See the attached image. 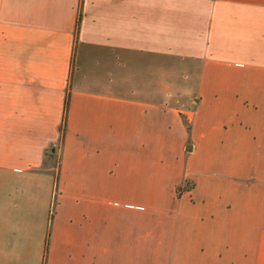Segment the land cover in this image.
Returning <instances> with one entry per match:
<instances>
[{
	"label": "crops",
	"instance_id": "1",
	"mask_svg": "<svg viewBox=\"0 0 264 264\" xmlns=\"http://www.w3.org/2000/svg\"><path fill=\"white\" fill-rule=\"evenodd\" d=\"M0 264H264V0H0Z\"/></svg>",
	"mask_w": 264,
	"mask_h": 264
},
{
	"label": "trees",
	"instance_id": "2",
	"mask_svg": "<svg viewBox=\"0 0 264 264\" xmlns=\"http://www.w3.org/2000/svg\"><path fill=\"white\" fill-rule=\"evenodd\" d=\"M78 22H79V13L76 17L75 21V28L77 30L78 27ZM68 97H69V91L66 89L65 94H64V99H63V105H62V125L64 124L65 121V116H66V110H67V105H68ZM186 126H188L186 124ZM60 137H62V132L60 134ZM191 186V183L188 180H185L182 184H179L175 187L176 194H180L181 191L184 189H187ZM45 249H46V241H45Z\"/></svg>",
	"mask_w": 264,
	"mask_h": 264
},
{
	"label": "rangeland",
	"instance_id": "3",
	"mask_svg": "<svg viewBox=\"0 0 264 264\" xmlns=\"http://www.w3.org/2000/svg\"><path fill=\"white\" fill-rule=\"evenodd\" d=\"M56 154H57V152L54 153L53 158H52V161H55V159H56Z\"/></svg>",
	"mask_w": 264,
	"mask_h": 264
}]
</instances>
